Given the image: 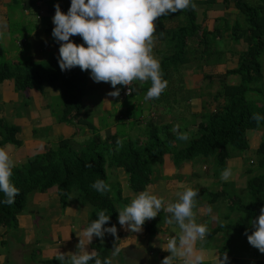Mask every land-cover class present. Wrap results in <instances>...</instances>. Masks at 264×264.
Instances as JSON below:
<instances>
[{"label":"trees","instance_id":"trees-1","mask_svg":"<svg viewBox=\"0 0 264 264\" xmlns=\"http://www.w3.org/2000/svg\"><path fill=\"white\" fill-rule=\"evenodd\" d=\"M260 2L236 0L235 5L243 16L241 20L243 24L240 22L224 24L230 31L228 38L233 42L243 40L246 48L238 53L236 66L219 76L220 86L211 94L215 105L206 109L209 101H205V106H201L199 113H192L188 110L186 96L179 95L180 99L177 102V97L174 95L172 97L169 94H162L163 101L174 105H168L166 112L170 118L164 123L155 124L152 116L144 115L141 109L137 114L138 117L134 116L135 105L147 104V102L150 105L157 102V99L145 102L143 98L138 97L139 94H142V97L146 95L151 83L137 84V81H134L131 85V93L126 96L128 100L125 102V111L117 109L116 117H113L111 111L99 108L98 111L104 112L107 118L101 122L97 119L94 126L91 115L88 116L86 113L91 112V107L81 105L89 89L87 84L89 71H81L77 66L62 72L58 64L59 53L40 63L16 61L11 65L0 62V81L12 78L15 90L37 89L43 83L48 84L58 92L57 115L60 114V117L57 118L69 123L73 120L74 134L79 130L81 133L83 128L87 130L77 150L69 148L68 140L61 139L53 148L15 166L10 179L20 189V195L11 206L0 203V226L15 225L16 215L23 209L28 192L43 191L55 186L62 202H65L68 194L73 191L79 202L89 204L87 225L98 218L99 210L106 209V214L110 215V222L105 226L110 227L117 213L114 199L121 198L119 186L113 192L106 191L103 194L90 187L97 179L106 181V167L123 170L127 186L132 191L142 190L151 182L153 173L157 171L155 168H160L166 155L170 156L174 166L196 156L210 157L216 169L222 172L227 166L226 160L249 150L246 132L260 129L263 130L260 140L251 149L253 156L248 157V164H254L256 172L248 174V170L245 171L244 167L241 171L243 175L248 174L245 178V188L249 198L242 202L237 197L223 195L227 210L226 213L221 214L220 221L215 227L222 232L233 228L247 231L251 221L259 216L260 208L264 207V121L257 125L252 119L254 113L264 116V102L252 99L250 95L258 91L253 83L262 79L259 57L260 50L264 47V0ZM187 12L191 17L192 10ZM189 20L187 24L176 28L170 37H163L164 39L161 36L164 34L161 20L157 18L154 21L156 26L154 34L160 42L164 40L165 52L160 53L159 59L163 72L162 79L168 81L167 87L175 84V89L179 93L188 92L183 86L176 87V82L172 84L179 68L189 64L191 59L197 60L198 63H208L211 56L218 58V52L222 53L220 49L209 48L212 41L220 38L221 29L215 26L211 32L200 30L199 23H195L193 17ZM186 36H190L188 43L196 42L198 46L193 49L190 43L184 42ZM70 39L78 45L84 44L79 36ZM204 42L205 45L201 47V43ZM228 74L236 75L234 83L226 82L225 78ZM156 106L155 103V109L158 110ZM185 112L187 116H184ZM190 114L196 118L188 119L191 117ZM110 119L113 120L116 130L104 135L100 130L106 129L111 124ZM138 119L144 124L142 130L134 129V133L130 126L124 125V122L134 123ZM118 124L121 125L120 128L116 127ZM128 129L129 133H127ZM15 132V125L4 127L0 131V147L6 142L17 145ZM179 133H188L189 139L186 141L178 139ZM117 141H120V144ZM154 161L159 162L158 167L155 166ZM213 192V196L217 198L221 190ZM3 199V193H0V201ZM229 212H234V216H230ZM96 243L101 244L98 240ZM97 253L102 259L106 256L103 247L98 249ZM91 264H94V261Z\"/></svg>","mask_w":264,"mask_h":264},{"label":"crops","instance_id":"crops-1","mask_svg":"<svg viewBox=\"0 0 264 264\" xmlns=\"http://www.w3.org/2000/svg\"><path fill=\"white\" fill-rule=\"evenodd\" d=\"M248 1L260 2V0ZM194 2L198 8L195 11L192 10L191 17L194 18L195 23H199L200 30L205 29L211 32L213 27L218 26L222 32L220 38H216L215 41H223L225 42V46L228 45L226 41L230 40L228 38L230 31L227 30L225 22L230 24L240 22V24H243L241 22L243 16L235 5L236 0H194ZM56 3L60 4L62 12L67 13L71 0H0V24L3 25V28L0 30L5 32V36L0 39V62L11 65L16 61H23L22 63L28 61L40 63L59 53L60 44L52 36V29L55 26L52 22V17L55 15L54 5ZM187 11H177L171 15L158 17L164 26V34H161L162 39H164L163 37H170V34L176 28L190 21L191 17ZM189 37L186 36V41L184 42L188 43ZM163 41L160 42V40L156 39L153 48L152 55L158 60L161 58L160 53L162 51L165 52ZM215 41H212L209 48L218 50ZM206 42L204 44L201 43L200 46L203 47ZM238 43H242L244 46H239L237 45ZM190 44L194 45V47L195 45L198 46L196 42ZM233 45H236L237 48H226L224 46V55L217 58L211 65L206 66L199 73L188 71L189 73L184 75V77L176 75L172 84L176 82V87L183 86L186 90L189 88L186 85L188 81H199L205 74H221L224 70L232 68V66L228 65L230 60H233L232 56L235 55V66L238 53L246 48L245 42L241 39L238 42H233ZM262 60L264 62V57L261 56L260 62ZM225 67L228 68L224 69ZM263 69L261 65L262 77L264 74ZM176 73H179V71ZM87 76L89 89L83 97L82 102L84 104L97 100V105L102 110L111 111L113 117L116 115L117 109H121L120 111L122 112L125 111V103L122 102L120 104L116 97L108 95L109 92L115 90L111 87L110 83L94 82L90 78V72L87 73ZM147 83L150 84L151 82ZM174 85L167 87V90L162 94H169L173 97L176 91ZM117 87L120 88V85H117ZM183 92L186 93L185 91ZM192 93V95H186L188 99L187 105L189 106H187L188 110L192 113H199L202 100L193 91ZM161 95L159 98H161ZM56 96H58V92L46 83H43L37 89L15 90L12 78L0 81V121L5 116L11 117L9 119L11 124H6L15 125L16 132L14 133V138L18 142L17 145L6 142L1 147H7L11 158L15 161V166L16 164L23 163L25 159L27 160L38 153H43L47 149L53 148L61 139L68 140V145L71 149L77 150L80 147V141L86 136L87 130L83 128L81 133L79 130L77 134H74L73 125H68V121H60L57 118V116L60 117V114H54L46 100L48 97ZM112 104L117 108L112 107ZM168 105L171 106L172 104L157 105L158 110H156L155 104L154 106L150 104L143 114L149 117L153 115L152 118L155 124L164 123L170 118V115L166 112L168 111ZM93 113L95 111L91 110L89 114L92 117L94 126H96L97 117L95 118ZM185 114L187 113L185 112ZM155 117H160V119H155ZM110 122L111 124L106 129L100 130L102 134L106 135L116 130L113 126V120ZM44 128L49 129L48 133L51 135L50 137L56 138L57 141L54 142V145L47 147L43 138L42 141L41 137L39 140L33 138L36 130L39 131ZM127 133H129V129ZM166 157L170 161L166 163L167 159H164L161 163L159 168L161 176H157L159 179L155 181V177L153 176L151 182L139 191L129 190L123 170L106 167L107 175L114 174L115 178L120 181V183L117 182L120 197L125 201L122 204L119 202L117 213L112 223V225H116L117 227L119 240H116L111 234H106L103 241L94 237L92 244L88 246L89 251L94 250L97 252L98 249L100 250L103 247L106 252L105 257H110L113 246L116 244L120 247L121 251L113 258V264H161V260L165 256L170 255V253L163 251L161 247L169 239L179 235L180 229L178 226L168 224L165 219L167 214L161 211L156 218L145 222L141 232L133 233L120 226L118 211L125 205H128L141 191L147 190L157 197H163L165 201L175 202L178 200L177 193L184 191L185 187L198 190L205 187L202 183L203 180H210V178L216 180L217 187L219 188L217 191L220 190L221 185L226 183L220 179L221 171L212 172L206 176H202V174L195 176L191 163L187 166L184 165L185 163L174 166L171 158L169 156ZM226 165V168H231L234 173V177L229 181H235L242 175L240 157H232L226 160ZM199 167L206 168L204 164H200ZM170 168L172 169L170 170ZM161 177L162 179H160ZM219 195L223 197L222 194ZM73 196L71 193L68 194L65 202H62L55 186H50L43 191L33 190L29 192L23 209L16 215L15 225L13 227L0 226V264H60V261L54 258L57 251L64 253L76 251L75 246L78 243L77 234L88 226L87 217L90 206L89 204L79 202L77 197ZM206 203L209 202H204V204L197 203L194 209L196 222L205 223L210 229V234L207 236L206 241L202 245H198V249L199 253L204 257V264H214L213 258L219 254L217 240L220 239L222 231L215 229L220 221L214 213L216 207L213 204L206 205ZM30 204L33 207L28 210ZM97 240L101 244L98 243V245L96 243ZM251 255V258L246 257L250 261L248 264H264V255L261 258L254 255L253 252ZM229 258L234 262H238V259H241V257L234 259L230 256ZM174 264H179V262H174ZM229 264H233V262L229 261Z\"/></svg>","mask_w":264,"mask_h":264},{"label":"clouds","instance_id":"clouds-1","mask_svg":"<svg viewBox=\"0 0 264 264\" xmlns=\"http://www.w3.org/2000/svg\"><path fill=\"white\" fill-rule=\"evenodd\" d=\"M54 7L55 15L52 22L55 26L52 29V36L60 44L58 56L60 70L68 71L78 66L81 71H89L94 82L110 83L115 90L108 95L116 97L117 101L131 93L134 81L141 84L150 81L151 87L143 97L145 102L158 99L168 86V81L162 79L163 72L159 60L152 55L157 39L154 35L156 32L154 21L158 17L171 15L177 11H195L198 8L194 0H71L67 13L61 11L59 3ZM2 28L3 25L0 24V29ZM4 36L5 32L0 30V39ZM74 36L81 37L84 44L74 43L70 39ZM218 54L222 57L224 52ZM212 57L213 61L217 59ZM213 61L209 59L208 63H198L197 60L191 59L189 64L179 68L176 75L184 77L188 71H196L194 69L199 73ZM235 66L226 70H231ZM221 74H205L201 79L202 82L205 81L204 87L213 86L214 93L220 86ZM234 76L236 77L234 74H228L226 82L234 83ZM117 85H120V88ZM122 86H128L129 92L119 96ZM197 86L193 85L188 90L191 89L200 98L203 94L209 95L208 92L199 90ZM252 119L259 125L264 121V116L254 113ZM178 139L186 141L189 135L179 133ZM117 143L120 144V141ZM14 168L15 161L7 147H0V193H3L4 197L0 203L8 206L13 205L16 197L20 195V189L10 179ZM233 177L231 168H225L220 175L224 182ZM90 187L101 194L110 191V185L100 179L93 182ZM177 196V201L170 202L147 190L141 191L128 205L118 211V222L125 230L138 233L142 231V226L147 220L156 218L164 211L167 214L166 222L178 226L180 233L161 247L163 251L170 253L161 260V264L174 262L204 264V257L199 253L198 245L206 241L210 229L207 224L197 223L195 219L194 209L198 203L199 190L185 187ZM106 212V209L99 210L98 218L77 234L76 251L67 253L57 251L54 258L60 261V264H91L93 261L94 264H113V258L121 251L116 244L113 246L111 256L103 259L96 251L88 250L94 237L103 241L106 234H111L119 240L116 225L105 226L110 222V215ZM251 225L254 231L250 235L245 232L248 243L264 254V207L260 208L259 216L251 221ZM213 259L214 264H228L229 261L227 252L215 255Z\"/></svg>","mask_w":264,"mask_h":264},{"label":"rangeland","instance_id":"rangeland-1","mask_svg":"<svg viewBox=\"0 0 264 264\" xmlns=\"http://www.w3.org/2000/svg\"><path fill=\"white\" fill-rule=\"evenodd\" d=\"M208 39H210V37H208ZM226 42L228 44L226 46H225V42H223V41H215V45H216V47L218 49H221L222 52H225L224 46L226 48H228V47L237 48L236 45H233V41L227 40ZM237 45L244 46V44H242V43L241 44L238 43ZM191 47L194 49V45H191ZM260 52L261 53H260L259 59L261 58V56L264 57V47H263L262 50H260ZM234 56L235 55L232 56L233 60H230V62L228 64L230 67L234 66V62H235L234 61V58H235ZM213 59H214L213 57L210 58V61H213ZM261 65H262V68H264L263 60L261 61ZM226 68H228V67H225L224 69H226ZM194 70H196V73L198 72L197 69H194ZM201 79H203V78H200L199 81H194V80L188 81L186 85L189 86V87H192L193 85L197 84L198 85L197 87H198L199 90H201L203 92H208L209 95L203 94L202 97H201L202 99H200V100H204L202 102V106L203 107L205 106V101H209L208 104H206V107H207L206 109H210V108H212L215 105V102L212 101V98H210V94L214 91V89H213V86H210V87H207V88L204 87L205 81L202 82ZM234 81H236V77L235 76H234ZM138 83L139 82H137V84ZM253 84H254V86L256 88H258V91L252 92L250 94L251 98L255 99L257 101L264 102V74H263L262 79H260L258 82L253 83ZM174 93H175L174 96L177 97V102L179 101L178 99H180L179 95L186 96V95H192L193 94L192 91H188L186 93H184V92H180L179 93L178 90L175 91ZM91 97H93V95H91ZM138 97H140V99L143 98L142 94H139ZM46 100L49 103L50 109H52V111L57 114V109H59L58 108L59 107L58 97L57 96L56 97H48ZM127 100H128V98L125 97L124 101L119 100L118 102H120V104H121L122 102L125 103ZM155 103L157 105H160V106L161 105L162 106L163 105H167V103L165 101H163L162 98H158L157 102H155ZM155 103H150V104H151V106H154ZM81 105L82 106H86V107H92L91 110L95 111V113H93V115H95V118L97 117L99 122H101L102 120H106V118H107L106 114L104 112H102V111H101V113H100V111H98L99 108H101V107L99 105H97V100H92V101H90L89 104H84L82 102ZM148 105H149V102H147V104L135 105L136 107L134 109V114H135L134 116L138 117L137 114L140 113V109L142 110V113H144L145 110L147 109ZM86 113H87L88 116H90V114H89L90 112L89 113L86 112ZM184 116H187V114H184ZM190 116H191L190 118L187 117L190 120H193V119L196 118V117H193V115H191V114H190ZM4 118L0 121V130L1 129L3 130L4 127L8 126V124H6V123L11 124L10 121H9V119L11 118L10 116H5ZM155 119H160V117H155ZM4 120H5V122H4ZM13 121H15V120H13ZM110 121H112V120L110 119ZM120 124H118L116 127L120 128V126L122 125V124L121 125ZM179 124H182V123H179ZM68 125L72 126L73 125V120H71V122L68 123ZM124 125L130 126L131 128H133L134 133H135L134 129H136V130H142L143 129V126H142L143 122L139 123V119L136 120L134 123L131 122V121L127 122V123L124 122ZM138 126H139V128H138ZM48 130H49L48 128L40 129L39 131L36 130V132H34V135H33V138L37 139V140H39V138L41 137V141H42V138H43L44 143H45V145L47 147L50 146V145H54V142L57 141L56 138L50 137L51 135L48 133ZM120 130H122V128ZM262 132H263V130H260V129L259 130H255V131L248 130L246 132V136L248 138L249 150L244 151V152H240V154L236 156V157H240L241 163H242V168L244 167L245 171L248 170L247 171L248 174H252V173L256 172V166L254 164H248V161H249L248 157H252L253 156L252 153H251V149L259 141ZM136 133H137V131H136ZM7 143H9V142H7ZM166 156H168V155H166ZM166 156L163 157L162 162L164 161V159L165 160L167 159L166 163H168V161H170V160ZM25 161H26V159H25ZM25 161H23V162H25ZM186 162H188V163H186ZM154 163H155V166L158 167L159 162L154 161ZM189 163H191V166L193 168V173L195 174V176L196 175H201V174H202V176L203 175L206 176L207 174H210L212 172L213 173L218 172V170L216 169V166H214V163L212 162V159L210 157L203 158L201 156H196L195 158H192L189 161H183L181 164H184L185 166H187V165H190ZM200 164H204V166L206 168H200L199 167ZM155 169L157 171L154 172L153 174H154V177H155L154 180L156 181L157 179H159V178H157V176H161V174H160V169L159 168L158 169L155 168ZM171 169L172 168H170V170ZM205 169H206V171H205ZM106 173H107V170H106ZM247 173L245 175L242 174L235 181H228L224 185H221L220 186V190H221L220 194L237 197L242 202L247 201L248 198H249L248 194L246 192V188H245V184H246L245 183V178L248 176ZM202 176H200V177H202ZM106 177L107 178H106L105 183L110 185V191H107V192L111 193L115 189L118 188L119 185L117 184V182L120 183V181H118V179L115 178L114 174L106 175ZM160 179H162V177ZM212 179L210 178V180H203L202 181V183L205 185V187H202L200 189L201 191L199 190V196L197 198L198 199V204H204V202H209V203H206V205L213 204L216 207V209L214 210V213L217 216V218H220V216H222L221 214L226 213V210H227V208L225 206L226 203H225V199L222 196L219 195L217 198H215V196H213V193H214L213 191H217V189H219V188L217 187L216 180H212ZM220 190H218V191H220ZM71 194L74 195L73 197L76 196L75 192H73V191L71 192ZM114 201H115V207L116 208H117V206H119V202L121 204L125 202L124 200H122V198L121 199L116 198V199H114ZM32 207L33 206L30 204L29 207H28V210L31 209ZM229 214H230V216H234L235 213L234 212H229ZM252 231H254V229L252 228V225H250L248 227V229H247V233L250 235L252 233ZM222 237H223V239H222ZM217 241H218V246H219V247H217L219 254L227 252L228 257L230 256V257H233L234 259H238L237 257H241L242 260L238 259V262L237 261L234 262L232 259L229 258V261L233 262V264H248L250 261L247 260L246 257L247 258L250 257V256L252 257V255H251L252 252L254 253V255H257L260 258H261L262 255H264V254L260 253L258 251V249L254 248L253 246H251L248 243L247 236L245 235V232L243 230H241V229H238V228H233V229H231V230H229L227 232L220 233V239L217 240ZM229 261H228V264H229Z\"/></svg>","mask_w":264,"mask_h":264},{"label":"built area","instance_id":"built-area-1","mask_svg":"<svg viewBox=\"0 0 264 264\" xmlns=\"http://www.w3.org/2000/svg\"><path fill=\"white\" fill-rule=\"evenodd\" d=\"M128 92H129L128 91V86H122L119 96H123V95L127 94Z\"/></svg>","mask_w":264,"mask_h":264}]
</instances>
